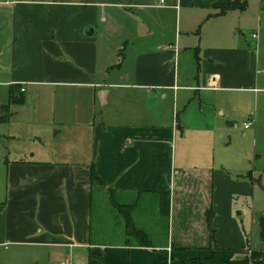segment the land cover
<instances>
[{"label":"crops","instance_id":"0c3cea01","mask_svg":"<svg viewBox=\"0 0 264 264\" xmlns=\"http://www.w3.org/2000/svg\"><path fill=\"white\" fill-rule=\"evenodd\" d=\"M232 1L166 0L161 6L160 0H0V87L8 101L17 86L25 100L30 87H80L90 91L92 108L101 97L103 106L118 111L117 118L102 113L96 123L94 109L87 119L76 110V123L90 132L92 150L76 147L66 154L47 148L38 156L22 152L5 159L0 264H171L211 256L209 210L219 258L249 255L253 248L233 209L235 194L249 193L247 182L230 177L215 156L214 113L223 97L225 104L231 100L220 93L238 83L247 86L238 88L254 85L253 75L243 71L255 64L254 54L230 38L240 10L220 13ZM133 9L164 18L175 11L178 29L168 42L162 33L161 40L154 36L160 30L139 25L133 40L139 48L133 67L126 68L132 50L127 58L120 46L129 35L121 32L106 51L95 35L100 26L103 33L113 24L111 11ZM104 55L114 61L105 62ZM176 89L199 92L196 121L186 117L159 124L155 113L126 103L148 94L167 99ZM42 92L72 98L55 89ZM165 192L171 200L168 217L161 213ZM116 198L133 204L119 211L112 203Z\"/></svg>","mask_w":264,"mask_h":264},{"label":"rangeland","instance_id":"374dc122","mask_svg":"<svg viewBox=\"0 0 264 264\" xmlns=\"http://www.w3.org/2000/svg\"><path fill=\"white\" fill-rule=\"evenodd\" d=\"M241 1L246 5V8L239 9L240 11L234 13L236 17L233 20L238 23V26L231 32L230 38L232 41L246 45L254 54L256 62L252 65L253 67L243 68L244 72L248 71V76L253 75L254 85L252 88H238L247 87L243 83H238L233 90L220 93L221 95L228 93L231 100L230 104H225L223 102L226 98L223 97L220 110L214 113L217 134L215 156L217 164L220 162L230 177L240 182L246 181L249 186H246L249 190L248 194H235L233 198L234 216L237 218L244 236L249 240L247 246L259 249L262 244L259 219L264 214V71H262L264 67V0ZM133 10L134 12L130 13L111 11L109 21L114 25L111 24L104 28L105 32L103 33L100 32L102 30V26H100L98 34L95 35L99 37L100 44L106 45L105 51L109 50L111 43H116V38L121 32L129 35V39L120 46L127 58L132 50L126 68L133 67L132 55L134 50L139 48L138 44H133V40L137 39L135 33L138 32L139 25L146 30H160L159 34L154 36L158 39L160 37L161 40L163 39L160 35L162 33L167 41L171 40L172 42L176 29H178V13L175 11L164 18L156 11L150 13L140 9ZM91 29L89 28L88 32ZM180 29L186 31L184 26ZM199 31L200 27L193 30L195 36ZM254 31L259 33L258 40L252 38L251 34ZM205 38H207L206 35ZM103 60L105 62L114 61L106 59L105 55ZM260 68L261 70L257 72V69ZM185 69L187 70V68ZM180 70L179 85H182V66ZM2 88L0 87V103L8 101V94L3 92L5 89ZM54 89L61 93L72 94V98H49L42 92ZM175 92L176 96L174 97ZM198 93L196 90L176 89L168 91L167 99H163L162 95L153 98L148 94L127 100L126 103L155 113L159 124L173 120L181 122L186 117L189 122H193L196 121L193 118L197 117L196 109L201 102ZM185 98L188 99L184 105ZM186 105H189L188 108ZM91 109L95 111L96 123L101 122V114L105 112H111L112 117H118L115 105L103 106L96 102V107L92 108L90 91L85 88L63 86L28 88L25 102L23 104L12 103L9 110L12 115L9 121L0 123V149L2 151L0 155V190L5 192L6 189L7 176L4 162L7 158L15 159L22 152L29 153L27 157H31L34 152L38 156V150L46 151L47 148L59 149L66 154L74 152L76 147H88L89 150H92L90 132L85 129L82 131L83 127L76 123L75 116L76 110H80L78 117L81 115L87 119ZM47 112L51 114L50 117H46ZM46 121L50 123L48 126ZM249 122H252V125L245 128V124ZM52 123H56V126H53ZM226 157H228L227 160H225ZM125 202L127 201L121 198L112 201L114 207L119 211L121 209L128 211L133 203ZM95 205L98 206L96 202Z\"/></svg>","mask_w":264,"mask_h":264},{"label":"trees","instance_id":"16d2710c","mask_svg":"<svg viewBox=\"0 0 264 264\" xmlns=\"http://www.w3.org/2000/svg\"><path fill=\"white\" fill-rule=\"evenodd\" d=\"M241 0H233L229 5L223 6L221 8L220 13H225L228 10L233 9H245L246 5L241 3ZM25 102V96L23 91L17 87L10 90L9 101L5 104H0V123L8 122L12 113L9 111L12 103L23 104ZM250 176V175H249ZM93 179L98 180L97 173L93 171ZM251 179L252 176H251ZM161 201V213L163 216L168 217L170 214L171 208V200L169 193L165 192L160 197ZM209 210V217H210V230H211V247L213 248L214 252L211 256H200L197 258H190L187 257L184 260H176L173 259L171 264H264V214L259 219L260 225V240H261V247L259 249H253L249 255H246L243 258L233 259V260H222L219 258L217 254V246H216V230L212 227V219L213 214L210 213ZM134 233L138 236L146 237L144 231L135 230L134 227L132 228ZM250 249V248H249ZM164 264H168L165 260Z\"/></svg>","mask_w":264,"mask_h":264},{"label":"built area","instance_id":"2783aa9c","mask_svg":"<svg viewBox=\"0 0 264 264\" xmlns=\"http://www.w3.org/2000/svg\"><path fill=\"white\" fill-rule=\"evenodd\" d=\"M160 2H161V6H164L165 4H166V0H160ZM253 38L255 39V40H258L259 39V33L258 32H255L254 34H253ZM252 125V122H249V123H246L245 124V128H249L250 126ZM252 252V250L251 249H249V254ZM62 264H78V263H76V262H63Z\"/></svg>","mask_w":264,"mask_h":264},{"label":"water","instance_id":"95a60500","mask_svg":"<svg viewBox=\"0 0 264 264\" xmlns=\"http://www.w3.org/2000/svg\"><path fill=\"white\" fill-rule=\"evenodd\" d=\"M90 33H92V29L90 30ZM102 94H105V92H103ZM100 102L103 105V101H102L101 97H100Z\"/></svg>","mask_w":264,"mask_h":264}]
</instances>
